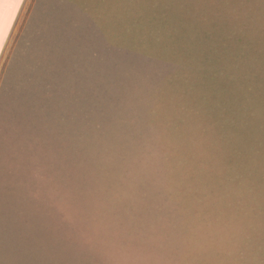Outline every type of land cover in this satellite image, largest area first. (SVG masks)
I'll list each match as a JSON object with an SVG mask.
<instances>
[{"label":"rangeland","instance_id":"374dc122","mask_svg":"<svg viewBox=\"0 0 264 264\" xmlns=\"http://www.w3.org/2000/svg\"><path fill=\"white\" fill-rule=\"evenodd\" d=\"M251 1L26 2L0 60V264H264ZM197 154L200 175L172 160Z\"/></svg>","mask_w":264,"mask_h":264},{"label":"trees","instance_id":"16d2710c","mask_svg":"<svg viewBox=\"0 0 264 264\" xmlns=\"http://www.w3.org/2000/svg\"><path fill=\"white\" fill-rule=\"evenodd\" d=\"M262 2H264V0H261ZM245 2H252L251 0H245ZM258 42V43H257ZM252 78L253 81H251V95H257V94H261V97H259L258 99H264V39L263 38H254L253 41V47H252ZM254 98H256L254 96ZM192 150V149H190ZM194 150V149H193ZM197 150L196 153H199L201 155H203V153L206 155L207 160L210 161V164H212V168H213V160L211 157H214V161L220 165V168L216 171H214L212 175H216V177L218 176L217 174L220 173H227L228 176L234 175L235 173V169L232 167V162L230 161L229 158L227 159H221L220 158V154L219 151L220 150H216L217 152H215V155L213 156L211 150H206L205 148L203 149H195ZM194 150V151H195ZM232 156H233V163L234 165H236V160L237 158V150H232ZM212 154V155H211ZM258 155H254L248 159H246L245 161H258V160H262L264 163V149H260L258 150ZM201 155H196L195 157H188L187 159H185L182 155L181 159L180 158H175L172 160H178L181 163L185 162L188 159H192V158H196L199 159L196 163L197 166L199 165L200 167H197L196 171L194 174H198L200 175V172L203 170V159L200 157ZM217 155V156H216ZM185 160V161H183ZM215 164V165H216ZM214 169H216L214 167ZM197 175V176H198ZM218 178V177H217Z\"/></svg>","mask_w":264,"mask_h":264},{"label":"crops","instance_id":"0c3cea01","mask_svg":"<svg viewBox=\"0 0 264 264\" xmlns=\"http://www.w3.org/2000/svg\"><path fill=\"white\" fill-rule=\"evenodd\" d=\"M29 0H0V60Z\"/></svg>","mask_w":264,"mask_h":264}]
</instances>
